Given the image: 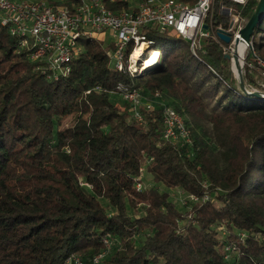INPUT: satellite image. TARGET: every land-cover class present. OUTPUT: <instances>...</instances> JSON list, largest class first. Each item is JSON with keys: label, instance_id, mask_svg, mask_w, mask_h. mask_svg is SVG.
I'll return each mask as SVG.
<instances>
[{"label": "trees", "instance_id": "obj_1", "mask_svg": "<svg viewBox=\"0 0 264 264\" xmlns=\"http://www.w3.org/2000/svg\"><path fill=\"white\" fill-rule=\"evenodd\" d=\"M258 1L213 0L206 23L228 27L222 5L245 25ZM150 39L161 61L140 76L113 72L111 45L80 38L70 74L51 80L0 26V264H264V99L238 91L212 38L197 58L179 38ZM250 41L264 61V12ZM119 84L161 95L143 124L110 101ZM160 102L188 116L191 146L162 140ZM201 122L214 144L195 135ZM173 190L207 200L177 207Z\"/></svg>", "mask_w": 264, "mask_h": 264}, {"label": "built area", "instance_id": "obj_2", "mask_svg": "<svg viewBox=\"0 0 264 264\" xmlns=\"http://www.w3.org/2000/svg\"><path fill=\"white\" fill-rule=\"evenodd\" d=\"M0 0V26L6 27L9 34L20 39L19 48L29 50V59L48 79L58 80L71 72V63L82 52L80 38L96 39V34L109 33L116 39L107 53L109 67L113 72H126L131 78L140 76L157 66L161 61L160 51L152 49V33L166 34L179 38L189 44L194 58L200 50L202 41L212 38L221 45L222 53L230 60V69L237 78L236 65L250 77L252 89L264 93V61L256 56L251 41L240 39L239 31L244 27L231 8L219 6V13L230 18L228 27L212 28L206 18L212 9L213 0H197L188 4L181 0ZM231 4L244 5L247 0H220ZM126 2L110 10L109 5ZM109 3V4H108ZM222 4V3H220ZM223 32L230 37L225 44L217 37ZM101 41V40H100ZM102 42V41H101ZM155 58L153 66L150 61ZM111 63V65H110ZM98 91L99 88H96ZM112 94L119 95L131 108L133 119L144 123L142 111L152 112L161 95H151V99L138 90L119 84ZM264 99V97H262ZM159 110L163 125L161 138L173 145L191 146V130L182 116L173 108L160 102ZM206 187L205 184H203ZM142 184L136 185V190ZM182 205L197 203L201 200L195 195L178 193ZM218 231L222 232V227ZM223 234V233H222ZM243 238V234L239 235ZM105 247L110 245L105 241ZM229 248H225V252ZM103 257L94 258L96 264ZM228 260L229 256L226 255ZM81 264L70 259L67 264Z\"/></svg>", "mask_w": 264, "mask_h": 264}, {"label": "water", "instance_id": "obj_3", "mask_svg": "<svg viewBox=\"0 0 264 264\" xmlns=\"http://www.w3.org/2000/svg\"><path fill=\"white\" fill-rule=\"evenodd\" d=\"M264 12V0H259L254 12L252 13L251 17L249 20L246 22L244 27L239 31V36L240 39L243 40L246 43H249L251 35L255 29V27L260 24L262 20V15ZM217 37L220 39L225 44L230 43V37L226 35L223 32L217 33ZM225 59H229L228 56H224ZM236 65V73H237V78L235 77L234 73L232 72L234 78L237 81L238 84V89H241L243 91V94L250 96V97H255V98H262L264 97V93L256 91L252 89V87H246L244 85V80H243V74L241 73V69L238 66L237 62H235Z\"/></svg>", "mask_w": 264, "mask_h": 264}, {"label": "rangeland", "instance_id": "obj_4", "mask_svg": "<svg viewBox=\"0 0 264 264\" xmlns=\"http://www.w3.org/2000/svg\"><path fill=\"white\" fill-rule=\"evenodd\" d=\"M96 39L101 40L102 43L107 46L111 43L116 42V39L109 36V33H104V34H96ZM178 39V38H175ZM184 41V40H183ZM111 65V63H110ZM238 91L243 94V91L241 89H238ZM110 101L115 104L117 107L119 108H123L124 107V102L122 101L121 97L119 96H110ZM173 102V100L167 98V103ZM208 112H210V107L208 108ZM182 118L184 121L187 122L188 126H190L189 124V118L186 114H182ZM202 127L201 128H196L194 129V133L195 135H198L201 137L203 142L206 143H212L214 144V130H213V126L211 124H209L208 122H201ZM143 185L145 187H149L152 185L151 183V177L147 174L144 173L143 176ZM179 195L173 190L172 193H170V200L178 207L177 205V200H178Z\"/></svg>", "mask_w": 264, "mask_h": 264}, {"label": "bare ground", "instance_id": "obj_5", "mask_svg": "<svg viewBox=\"0 0 264 264\" xmlns=\"http://www.w3.org/2000/svg\"><path fill=\"white\" fill-rule=\"evenodd\" d=\"M154 60H155V58L153 57L152 60L150 61V64H151L150 66H153V64H154V63H153Z\"/></svg>", "mask_w": 264, "mask_h": 264}]
</instances>
